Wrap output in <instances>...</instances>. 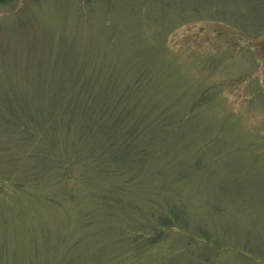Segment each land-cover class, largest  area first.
<instances>
[{
	"label": "rangeland",
	"instance_id": "obj_1",
	"mask_svg": "<svg viewBox=\"0 0 264 264\" xmlns=\"http://www.w3.org/2000/svg\"><path fill=\"white\" fill-rule=\"evenodd\" d=\"M0 264H264V0H0Z\"/></svg>",
	"mask_w": 264,
	"mask_h": 264
},
{
	"label": "trees",
	"instance_id": "obj_2",
	"mask_svg": "<svg viewBox=\"0 0 264 264\" xmlns=\"http://www.w3.org/2000/svg\"><path fill=\"white\" fill-rule=\"evenodd\" d=\"M164 223L166 224L165 220H164ZM168 223H170V222H168ZM137 235H138V236H140V235H142V234H141V232H140V233H139V234H137Z\"/></svg>",
	"mask_w": 264,
	"mask_h": 264
}]
</instances>
